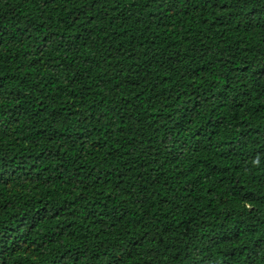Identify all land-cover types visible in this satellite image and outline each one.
<instances>
[{
	"label": "trees",
	"instance_id": "trees-1",
	"mask_svg": "<svg viewBox=\"0 0 264 264\" xmlns=\"http://www.w3.org/2000/svg\"><path fill=\"white\" fill-rule=\"evenodd\" d=\"M0 264H264V0H0Z\"/></svg>",
	"mask_w": 264,
	"mask_h": 264
}]
</instances>
